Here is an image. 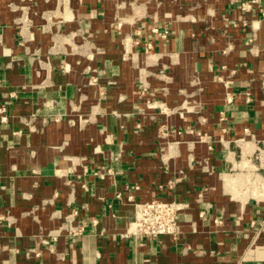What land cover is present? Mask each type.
Returning a JSON list of instances; mask_svg holds the SVG:
<instances>
[{"label": "crops", "instance_id": "1", "mask_svg": "<svg viewBox=\"0 0 264 264\" xmlns=\"http://www.w3.org/2000/svg\"><path fill=\"white\" fill-rule=\"evenodd\" d=\"M252 1L0 0V264H264ZM129 196L178 235L127 236Z\"/></svg>", "mask_w": 264, "mask_h": 264}, {"label": "built area", "instance_id": "2", "mask_svg": "<svg viewBox=\"0 0 264 264\" xmlns=\"http://www.w3.org/2000/svg\"><path fill=\"white\" fill-rule=\"evenodd\" d=\"M258 3L259 0H253ZM2 121L6 122V109H1ZM173 182H170L172 184ZM119 200L123 199L122 194H117ZM128 202L134 210V219L130 223L127 236H135L142 239L154 240L162 236L176 237L179 233L180 216L187 205L174 200L154 197L145 202H138L132 196L128 197ZM70 233L78 235L83 232V227L70 224ZM48 244V242H46ZM51 246V245H50Z\"/></svg>", "mask_w": 264, "mask_h": 264}]
</instances>
